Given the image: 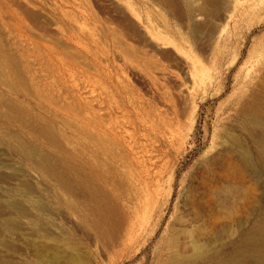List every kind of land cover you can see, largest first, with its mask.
I'll use <instances>...</instances> for the list:
<instances>
[{
  "label": "rangeland",
  "instance_id": "374dc122",
  "mask_svg": "<svg viewBox=\"0 0 264 264\" xmlns=\"http://www.w3.org/2000/svg\"><path fill=\"white\" fill-rule=\"evenodd\" d=\"M263 260L264 0H0V264Z\"/></svg>",
  "mask_w": 264,
  "mask_h": 264
},
{
  "label": "bare ground",
  "instance_id": "6f19581e",
  "mask_svg": "<svg viewBox=\"0 0 264 264\" xmlns=\"http://www.w3.org/2000/svg\"><path fill=\"white\" fill-rule=\"evenodd\" d=\"M208 1H209V0H208ZM211 3H212V2H211ZM211 3H210V4H211ZM260 104H261V103H260ZM254 119L256 120L257 117H255ZM258 133H259V132H258ZM257 135H258V134H257ZM232 147H233V146H232ZM251 165H252V164H251ZM229 167H231V166H229ZM234 170H235V169H234ZM233 172H234V171H233ZM246 188H247V187H246ZM246 188H245V189H246ZM210 191H211V190H210ZM263 262H264V260H263Z\"/></svg>",
  "mask_w": 264,
  "mask_h": 264
}]
</instances>
